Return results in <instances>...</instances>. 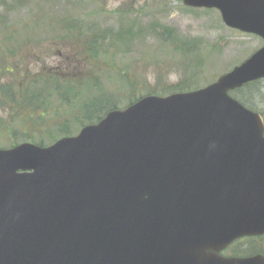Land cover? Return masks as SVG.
Here are the masks:
<instances>
[{"label":"water","instance_id":"obj_1","mask_svg":"<svg viewBox=\"0 0 264 264\" xmlns=\"http://www.w3.org/2000/svg\"><path fill=\"white\" fill-rule=\"evenodd\" d=\"M181 2L263 45L205 86L0 147V264H264L219 254L264 233V121L229 93L264 78V0Z\"/></svg>","mask_w":264,"mask_h":264},{"label":"trees","instance_id":"obj_2","mask_svg":"<svg viewBox=\"0 0 264 264\" xmlns=\"http://www.w3.org/2000/svg\"><path fill=\"white\" fill-rule=\"evenodd\" d=\"M92 1L73 0L70 6L77 9ZM95 8L91 16L83 14L84 18L72 10L56 14L59 16L50 18L47 27L40 29L47 35L46 41L57 49L47 55L51 59L47 64L41 63L44 52L36 51L42 41L39 42L37 21L16 27L4 18L9 11L0 16V108L4 112L0 135L10 132L12 142L47 145L75 134L83 125L97 122L109 110L123 108L142 95L187 91L214 80L206 78L200 44L176 42L171 37L172 29L158 30L153 25V33L162 46H168L165 42L171 40L172 47L168 48L178 55L181 73L176 82L165 84L157 79L151 89L143 90L132 80L128 67L119 66V59L137 35L135 22L122 14L116 25L100 27L102 9ZM64 48L68 49L66 55ZM111 76L112 88L106 87L102 80ZM263 83L264 79L256 80L236 90L261 95ZM242 97L255 110L249 96Z\"/></svg>","mask_w":264,"mask_h":264},{"label":"rangeland","instance_id":"obj_3","mask_svg":"<svg viewBox=\"0 0 264 264\" xmlns=\"http://www.w3.org/2000/svg\"><path fill=\"white\" fill-rule=\"evenodd\" d=\"M72 1L0 0V16L3 17V12L9 11L4 18H7L9 23L16 27H21L25 22L34 23L37 21L39 42L42 41L36 51L44 52L43 58H45L41 60V63L45 64L51 63V59H47V55L53 53L54 50L57 51L49 41H46L45 36L47 35L40 30L47 27L50 18L62 15L63 12L69 10L79 13L80 17L84 18L83 14L91 16V10L95 7L102 9L98 18L100 27L101 25H116L121 20L122 14L123 18L129 17L135 22L134 27L137 35L130 48L122 54L124 59H119V66H127L132 80L137 81L143 90L151 89L157 79L165 84L176 82L181 73L178 55L173 54L168 48V46L172 47L171 40L168 38L165 42L168 46H162L153 33L151 28L153 25L154 29L158 30H161V27L172 29L171 37L176 42L200 44L203 49L204 68L206 69L204 72L209 81L239 64L263 44L262 39L254 34L244 33L224 25L217 9H190L182 4L181 0H93L89 6L86 2L83 7L79 6L80 9H73L70 6ZM115 11H119L118 14ZM63 53L66 55L68 49L64 48ZM38 67L39 65L34 66L32 70ZM112 76L110 79H103V85L112 88ZM115 82L116 79L113 78V83ZM204 85L206 83L201 86ZM230 94L246 106L248 103L244 102L242 96L243 94L248 95L255 111L259 112L264 120V88L261 95H257L253 91L241 92L239 90H232ZM3 115V109L0 108V117ZM9 134L10 132L0 135V147L7 148L11 144L20 142L19 140L12 142ZM248 246H259L264 250V240L257 243L251 242ZM240 249L239 247L236 251L240 252Z\"/></svg>","mask_w":264,"mask_h":264},{"label":"flooded vegetation","instance_id":"obj_4","mask_svg":"<svg viewBox=\"0 0 264 264\" xmlns=\"http://www.w3.org/2000/svg\"><path fill=\"white\" fill-rule=\"evenodd\" d=\"M264 240V233L261 235L254 236H242L233 240L229 245L222 249L219 254L224 257H247L255 254L264 255V250L262 248L255 246H248L249 243H257L258 241ZM240 249L239 251H236Z\"/></svg>","mask_w":264,"mask_h":264}]
</instances>
